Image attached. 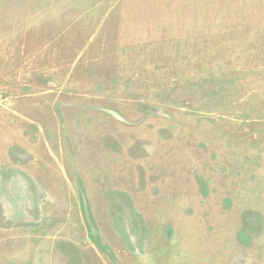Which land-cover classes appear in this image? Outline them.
Segmentation results:
<instances>
[{"label":"rangeland","instance_id":"374dc122","mask_svg":"<svg viewBox=\"0 0 264 264\" xmlns=\"http://www.w3.org/2000/svg\"><path fill=\"white\" fill-rule=\"evenodd\" d=\"M0 264H264V0H0Z\"/></svg>","mask_w":264,"mask_h":264}]
</instances>
